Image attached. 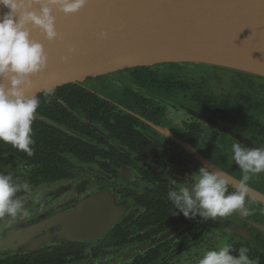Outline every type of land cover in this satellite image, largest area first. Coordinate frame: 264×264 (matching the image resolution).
Listing matches in <instances>:
<instances>
[{
    "label": "flooded vegetation",
    "instance_id": "obj_1",
    "mask_svg": "<svg viewBox=\"0 0 264 264\" xmlns=\"http://www.w3.org/2000/svg\"><path fill=\"white\" fill-rule=\"evenodd\" d=\"M53 90L38 95L32 155L0 141V173L40 194L0 219V264H199L225 243L264 264V173L248 182V217L188 219L167 198L168 177L201 166L242 178L231 145L264 146L263 77L171 63Z\"/></svg>",
    "mask_w": 264,
    "mask_h": 264
},
{
    "label": "water",
    "instance_id": "obj_2",
    "mask_svg": "<svg viewBox=\"0 0 264 264\" xmlns=\"http://www.w3.org/2000/svg\"><path fill=\"white\" fill-rule=\"evenodd\" d=\"M6 11L0 7V15ZM53 15L58 39L49 42L38 30L32 32L44 44L48 64L23 88L26 95L171 63L225 67L264 78V0H88L77 13L53 10ZM102 31L107 36L100 40ZM70 44L79 51L68 53ZM61 56H68L67 63Z\"/></svg>",
    "mask_w": 264,
    "mask_h": 264
},
{
    "label": "clouds",
    "instance_id": "obj_3",
    "mask_svg": "<svg viewBox=\"0 0 264 264\" xmlns=\"http://www.w3.org/2000/svg\"><path fill=\"white\" fill-rule=\"evenodd\" d=\"M88 4V0H0V7L7 9L0 15V141L14 148L33 154V122L41 99L37 95H26L25 86H30L32 78L44 72L48 64V54L44 44L33 38V30H38L47 41L60 37L53 10L65 15L77 13ZM38 6V7H37ZM106 32L99 33V39L106 38ZM68 53L79 49L68 45ZM67 63L68 56H61ZM45 97L54 95L53 89H46ZM232 160L243 173L234 191H229V181L220 171H211L201 166L191 175L192 180L178 182L168 177L170 188L167 198L174 206L172 215L182 214L185 218L215 220L239 213L241 217L251 215L247 194L249 180L264 173V146L247 147L240 142L231 145ZM188 185L191 187L189 188ZM28 193L38 200L39 193H32L27 181L13 178L11 173H0V219L12 220L27 216L26 201L20 193ZM249 248H234L225 243L219 248L207 250L199 264H260L259 258L249 255Z\"/></svg>",
    "mask_w": 264,
    "mask_h": 264
},
{
    "label": "rangeland",
    "instance_id": "obj_4",
    "mask_svg": "<svg viewBox=\"0 0 264 264\" xmlns=\"http://www.w3.org/2000/svg\"><path fill=\"white\" fill-rule=\"evenodd\" d=\"M193 69L196 71V72H201V67H199V66H195V67H193ZM227 74V72H224V73H222L221 72V70H219V75H221V76H223V75H226ZM225 85V84H224Z\"/></svg>",
    "mask_w": 264,
    "mask_h": 264
}]
</instances>
